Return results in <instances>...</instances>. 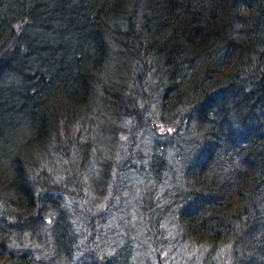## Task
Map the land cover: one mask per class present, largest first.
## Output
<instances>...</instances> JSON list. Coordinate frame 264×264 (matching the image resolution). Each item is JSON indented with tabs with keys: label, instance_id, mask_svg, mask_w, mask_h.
I'll list each match as a JSON object with an SVG mask.
<instances>
[{
	"label": "trees",
	"instance_id": "16d2710c",
	"mask_svg": "<svg viewBox=\"0 0 264 264\" xmlns=\"http://www.w3.org/2000/svg\"><path fill=\"white\" fill-rule=\"evenodd\" d=\"M121 171L133 264H264V0H0V264L69 262Z\"/></svg>",
	"mask_w": 264,
	"mask_h": 264
},
{
	"label": "rangeland",
	"instance_id": "374dc122",
	"mask_svg": "<svg viewBox=\"0 0 264 264\" xmlns=\"http://www.w3.org/2000/svg\"><path fill=\"white\" fill-rule=\"evenodd\" d=\"M155 126L157 129H160L158 124H155ZM149 129V133L145 131L141 134V140L152 138L154 130L152 128ZM96 168L98 169V167ZM140 177L141 175L138 171L132 174H125L124 171H121L115 182L120 185L119 188L122 191H118L120 194H116V198L112 192L111 185H108L105 193L101 194L100 189H94L93 186L88 185L90 183H87V187H84L85 190H82L83 192L80 194V197L73 196L69 198L68 203L71 208L66 210L69 212L68 218L75 220V214L81 213L77 221L82 224L86 222V226L82 227L81 224L76 223L74 227L76 241L72 245L73 250L69 256L65 255L72 258H69V262L66 263L65 261L61 264H71V260L73 264H96L95 261H99L98 255H102L103 261L107 264L134 263L135 258H131V253L137 252L136 247L138 244L135 235L131 233V228L139 215L135 210L128 211L124 206L118 205V203L121 199L126 203L125 201L130 196V186ZM108 183L106 180V185ZM101 187L99 185V188ZM108 199H113L114 202L108 203ZM90 217L94 219V224L87 223ZM100 227H103L107 231L105 233L101 232ZM99 235L101 238L102 236L110 238L108 243H104L105 246H97ZM167 239L170 238L166 237L165 240ZM95 250L97 251V255ZM29 252L32 253L33 250L30 249ZM150 253V264H189L191 258V250L189 251V248L186 249L184 246L174 245L172 239L162 248L159 258H155L156 253ZM37 255L36 259L42 260L40 258L42 255ZM143 262L145 263V259H143Z\"/></svg>",
	"mask_w": 264,
	"mask_h": 264
}]
</instances>
